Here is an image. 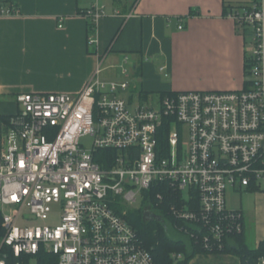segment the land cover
I'll list each match as a JSON object with an SVG mask.
<instances>
[{
	"label": "built area",
	"instance_id": "built-area-1",
	"mask_svg": "<svg viewBox=\"0 0 264 264\" xmlns=\"http://www.w3.org/2000/svg\"><path fill=\"white\" fill-rule=\"evenodd\" d=\"M105 8L92 0L80 14L94 30ZM17 13L0 3V16ZM226 15L249 34L247 87L170 91L144 103L127 81L95 76L76 93L15 95V111L0 116V264H38L43 253L55 264H157L111 206L142 201L153 185L184 223L177 231L207 252L242 232L225 192L264 181V0Z\"/></svg>",
	"mask_w": 264,
	"mask_h": 264
},
{
	"label": "crops",
	"instance_id": "crops-1",
	"mask_svg": "<svg viewBox=\"0 0 264 264\" xmlns=\"http://www.w3.org/2000/svg\"><path fill=\"white\" fill-rule=\"evenodd\" d=\"M91 1L0 0L18 9L0 16V106L5 99L15 105V95L23 92L76 93L91 77L101 79L100 61L108 58L107 66L116 69L113 80L148 95L244 87L249 34L226 14L251 0H104L105 13L94 30L80 14ZM5 114L11 113L0 110ZM241 190L255 197L254 223L249 210L245 215L241 206L234 208L242 213L246 244L255 248L264 239V192L236 191ZM188 264H240V259L200 252Z\"/></svg>",
	"mask_w": 264,
	"mask_h": 264
},
{
	"label": "trees",
	"instance_id": "trees-1",
	"mask_svg": "<svg viewBox=\"0 0 264 264\" xmlns=\"http://www.w3.org/2000/svg\"><path fill=\"white\" fill-rule=\"evenodd\" d=\"M9 7H16L13 3H2ZM88 29L93 30V25L90 23ZM249 57L245 60V74L248 75ZM249 81H244V87H247ZM166 92H161L155 95L163 96ZM141 100L148 98V93L138 90ZM8 117L9 114L0 115ZM99 153H111L110 150H99ZM156 185L150 189L143 190V199L138 207L126 208V205L116 200L111 203L116 212L123 213L122 216L128 224L136 231L142 246L145 247L151 254L157 264H188L190 258L196 253H208L202 249L201 245L196 243L190 236L177 231V226L184 223L177 221L169 211L170 202L165 200L155 199L156 192L159 191ZM169 194L166 188V195ZM148 204L152 213L150 218H145L143 213L144 205ZM1 236V229H0ZM217 252V251H216ZM220 252L232 253L239 257L240 264H257L260 257L264 258V239L261 240L257 247H249L240 232L231 236L225 245V249ZM180 255L179 257L173 256ZM182 255V256H181ZM8 262L12 260L8 259ZM38 264H55V257L47 253L39 256Z\"/></svg>",
	"mask_w": 264,
	"mask_h": 264
},
{
	"label": "rangeland",
	"instance_id": "rangeland-1",
	"mask_svg": "<svg viewBox=\"0 0 264 264\" xmlns=\"http://www.w3.org/2000/svg\"><path fill=\"white\" fill-rule=\"evenodd\" d=\"M111 61V58L106 59V61H103V59H101L100 61V68H102V71L100 73V78L103 80H113L116 79V69L115 68H110L109 65ZM124 67H127V69L130 71L131 74V68L128 65H124ZM121 96H123L124 98L129 97L130 93L129 92H125V93H121ZM128 99V98H127ZM157 99V95L153 94L151 96H148V98L146 100H141L140 101H147L144 103H150V102H154ZM139 99L137 98H133V103H137ZM5 103H2V105L0 106V110L2 112L5 113H13L16 109L14 103L12 101H8L7 99L4 100ZM81 143L89 148L91 146L92 143V139L89 136H85L81 139ZM261 191L264 192V181H261L260 183V189ZM141 204V200L139 198V201L132 204V205H126V208H131L133 209V207H138ZM225 204L227 208L230 209H234V208H239L241 206L242 210L245 212V215L247 214L248 210L251 214L253 223L255 222L254 218H255V214L254 212V208H255V197L254 194H250V193H244L243 190L241 191H236L233 188H228L225 192ZM143 213H144V217L145 218H150L152 216V213L149 209V205L146 204L143 207ZM246 217V216H245ZM247 218V217H246ZM249 240V238H248ZM251 240H249L250 242ZM252 242H250L249 245H251Z\"/></svg>",
	"mask_w": 264,
	"mask_h": 264
},
{
	"label": "bare ground",
	"instance_id": "bare-ground-1",
	"mask_svg": "<svg viewBox=\"0 0 264 264\" xmlns=\"http://www.w3.org/2000/svg\"><path fill=\"white\" fill-rule=\"evenodd\" d=\"M230 10V9H229ZM128 222V221H127ZM182 256V255H181Z\"/></svg>",
	"mask_w": 264,
	"mask_h": 264
}]
</instances>
